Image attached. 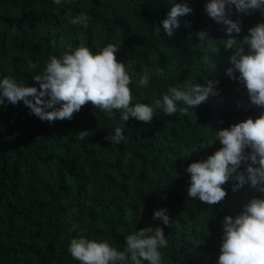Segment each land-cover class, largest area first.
<instances>
[{
	"label": "trees",
	"instance_id": "trees-1",
	"mask_svg": "<svg viewBox=\"0 0 264 264\" xmlns=\"http://www.w3.org/2000/svg\"><path fill=\"white\" fill-rule=\"evenodd\" d=\"M174 2L193 11L179 17L180 27L168 36L161 21ZM207 2L66 0L59 6L53 0H0V79L39 88L32 77L50 55L60 57L81 44L95 53L110 43L116 58L130 65L133 104H151L169 86L219 81V94L186 115L158 109L150 124L124 122L119 112L90 103L71 120L54 123L30 115L23 102L0 107V264H79L67 245L80 232L123 250L125 236L149 226L163 228L168 240L160 249L163 264H216L223 217H234L261 194L247 184L233 192L230 181L223 203L210 207L187 197L184 168L218 150L215 131L255 118L261 109L225 74L232 54L223 47L227 26L207 15ZM82 12L88 29L65 19ZM229 18L241 23L238 39L264 22L259 11L243 14L235 6ZM201 30L210 38L203 43L195 37ZM145 69L149 85L138 88ZM117 127L127 141L115 145L104 137ZM81 131H88L84 140ZM244 168L242 163L239 171ZM161 209H167L170 226L153 219ZM71 224L77 225L73 232Z\"/></svg>",
	"mask_w": 264,
	"mask_h": 264
},
{
	"label": "clouds",
	"instance_id": "clouds-1",
	"mask_svg": "<svg viewBox=\"0 0 264 264\" xmlns=\"http://www.w3.org/2000/svg\"><path fill=\"white\" fill-rule=\"evenodd\" d=\"M65 2L53 0L59 6ZM233 6L243 14L259 11L264 15V0H208L205 5V11L212 20L227 26L223 47L232 54L229 59L231 67L225 74L238 81L246 90L251 106L261 111L255 118L249 117L215 131V140L220 145L218 150L184 168L190 177L186 195L212 207L223 203L227 196L224 185L230 181L233 182V192L247 184L260 193V196H252L234 217H223L216 264H264V22L250 27L248 33L238 39L241 23L229 18ZM192 11L187 3L174 2L161 21L164 32L172 36L174 29L180 27L179 17ZM65 19L73 26L89 28L86 13L71 18L66 15ZM185 26H190V22H185ZM156 31L160 32L159 26ZM195 37L201 43L210 39L203 30L195 33ZM117 51V47L110 43L95 53L81 44L60 57L50 55L42 72L32 77L39 88L4 77L0 79V107L6 102L12 105L23 102L30 115L54 123L56 120H71L75 113L90 103L108 114L119 112L124 122L131 118L150 124L158 109L168 116L177 112L186 115L189 109H195L210 95L219 94V81L210 79L203 84L169 86L167 92L151 104H133L130 65L116 58ZM149 80V72L145 69L136 86L146 88ZM87 135L88 131H81L78 138L84 140ZM104 139L115 145L127 141L120 127L113 134L105 135ZM242 163L245 168L239 171ZM71 211L77 210L73 208ZM156 218L170 226L167 209L155 211L153 219ZM76 228V224H71L68 231L73 232ZM167 247L163 228L149 226L125 236L123 250H118L107 240L86 238L80 232L71 238L67 252L79 264H163L160 249Z\"/></svg>",
	"mask_w": 264,
	"mask_h": 264
}]
</instances>
